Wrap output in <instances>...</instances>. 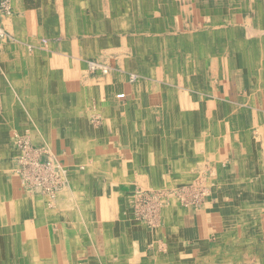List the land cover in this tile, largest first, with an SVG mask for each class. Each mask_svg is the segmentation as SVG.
<instances>
[{
  "label": "bare ground",
  "instance_id": "obj_1",
  "mask_svg": "<svg viewBox=\"0 0 264 264\" xmlns=\"http://www.w3.org/2000/svg\"><path fill=\"white\" fill-rule=\"evenodd\" d=\"M145 1L150 8L160 5ZM167 1L174 15L183 16L182 25L196 26L197 33L160 35L147 46L138 44L141 60L103 63L97 49L113 41L125 44L117 34L130 30L121 25L135 17L112 13V25L103 26L96 19L102 10L98 0L80 1L77 23L64 36L90 37L88 48L98 60L81 57L76 40L63 46L62 58L44 66L39 59L27 62L33 76L0 79L5 123L21 120L15 123L18 137L28 139L27 125L44 121L71 126L76 140L75 160L64 165L51 148L11 152L4 142L6 125H0V264H62L54 233L63 223L71 252L87 255L90 264H264V0H227L210 9L203 0ZM179 15L171 18L174 25ZM140 21L164 27L160 16ZM0 33L7 35L1 27ZM201 37L207 42L194 57L190 39ZM161 50L166 52L160 55ZM198 67L202 72L196 74ZM236 71L249 80L245 98L235 99L226 82ZM128 83L131 103L119 111L111 99L123 103ZM108 135L129 148L125 169L95 149ZM224 151L236 160L234 171L223 162ZM16 174L27 196L15 202L10 220L1 199L3 180ZM102 180L106 186L96 184ZM195 184L230 189L218 195L223 234L209 245L188 248L181 241L187 208L175 193Z\"/></svg>",
  "mask_w": 264,
  "mask_h": 264
},
{
  "label": "crops",
  "instance_id": "obj_2",
  "mask_svg": "<svg viewBox=\"0 0 264 264\" xmlns=\"http://www.w3.org/2000/svg\"><path fill=\"white\" fill-rule=\"evenodd\" d=\"M11 1H12L11 7L13 9L12 15L7 16L6 14L0 12V25L5 30H7L9 33H11L12 36L14 37V39H12L9 42L4 41L0 38V79L2 80V82H5L7 78L13 79L12 77L14 75H16L17 77L21 79L25 78L24 76H33L35 72L33 73V70L30 67H27L26 65L27 62L31 61L32 59L34 60L39 59L40 63L44 66L46 60L53 61V59H57L59 57L62 58V55H64L63 46L65 44L75 45L76 40L80 44L78 52H80L81 57H86V56L88 58L94 57L95 51L92 52L91 47L88 48V46L92 43V39H90V37L89 38L85 37L81 33L76 36L77 38L75 37V35H71V36L65 35L64 36V32H63L64 29L66 31L70 30L69 28H73L74 25L77 23V20L74 18V13H75L77 3H79L80 1L89 3L91 2V0H11ZM162 1H166V2H162ZM226 1L227 0H214L209 4V6L206 4V1H205V7L206 9H210L211 5H213L214 3L220 7H223ZM168 2L169 1L167 0H159L160 5H158L157 7L150 8L148 6V3H146L145 0H98V8H102V10L98 12L99 14L96 16V19L101 21L103 26H105L106 24L108 26L109 24L110 26L112 25V17L111 19L109 17L110 14L112 13H120L119 17H122V18L124 17V15H127V14L128 16L135 17V18L132 22L128 23L127 25L125 26L121 25L123 28L128 27V25L132 26L130 30L126 31V29H122V32L117 34L121 36V39L124 38V40L126 41L125 44H121L119 41L109 42V44H105L103 45L102 48L97 49L98 51L97 54L101 55L100 53L103 52L105 54H109L110 56V54H112L113 52L118 53L120 55L119 59L121 58L120 62L123 61V58L129 59V60H133V58L136 60L137 59L141 60V58L143 57V53H141L140 51L141 48H140V45L138 44L143 43V45L146 46L149 44L148 41L151 40L153 42V40L157 39V37L160 35H163V37L168 38L170 36L171 37L176 36L177 32L180 37L184 36L187 33L188 34H191L192 32L197 33L198 28L196 26L194 25H187V26L184 25L183 26L182 25L184 21H182L183 16L181 15V13H180L181 17L179 18L178 22L175 25L172 23L171 18L173 16H178L179 13L174 15L175 13L174 7H170L168 5ZM196 2H199V1H196ZM145 13H148V14L145 15ZM167 13L169 14L167 15ZM149 16H151L152 18L155 16H160L163 21L162 25L164 27L162 26L163 28H160L148 22L144 23L143 25V22L140 20H143V19L145 20V18ZM91 22L92 21L89 19L88 20L89 26H92ZM187 23H188V20H187ZM168 25H170L171 27L170 28L167 27ZM48 26L50 30H48ZM144 28H147V30H145L146 35L139 33V30L143 31ZM203 28H207V26ZM162 29L168 32H166L165 34L157 33V31L162 30ZM151 31L156 33V35L155 34L153 35ZM108 33H110V31ZM114 35H116V33H114ZM148 35L150 36L152 35V39ZM145 36L147 39L145 38ZM190 40H191L190 41L191 44L199 43L201 45V48H200L201 50L203 48V45L206 44L207 42L206 39L202 40V37L199 41H196V42H195V39H190ZM88 41H91V42H88ZM179 41H182V42H179L180 45H183V46L187 45L186 39H182V40L180 39ZM44 43L46 44L45 46H43ZM29 44H36L38 45V47L35 48L33 51H31L27 48V45ZM163 46L164 48L166 47L165 42ZM167 46L170 47V44L168 45L167 43ZM78 52L77 53L72 52V54L78 55ZM157 52H159L160 55H162L161 53H165L166 50H161ZM172 56L173 55L170 54V58H172ZM11 59L12 60L15 59L16 61L14 67H12V65L11 66L9 65V63L12 61ZM237 73L241 74V71H236L235 73L228 75L225 79H227L226 82L227 84L229 83L228 85L231 88L233 95H235L234 93H236L237 96L239 97V94L240 95L247 94L246 92L249 89V80L247 77H245L244 74H243L244 75L243 78L235 77L234 79V76H233V79H232L231 78L232 75H238ZM0 89H1V86H0ZM130 89H131V85L129 83L123 85L122 87V91L127 92V98H126L127 100L125 102L123 101L122 103L115 97L112 99V104L116 105L117 110L120 111L122 110L124 106L126 107L129 105V103H131V94L129 92ZM20 93L21 92L17 91L18 96L21 95ZM5 99H6V96H4L2 90H0V112H1L0 113V125H3V124H4L3 126L6 125L5 131H4V135H5L4 142L7 144V146H9L10 151L14 152L13 150H16V149H15V143L13 141V138L15 139V135H17L16 133L17 129L15 128V123L17 124L21 123V120L14 119L12 123L10 122L5 123L6 113L8 114L4 106L5 101H6ZM15 106L16 105L13 103V108L18 109ZM40 122H39V125L36 124L35 127L34 125L29 124V126L27 125V128H25L29 130L28 134L29 136L31 135L30 136V138H32L31 140H33L37 145L44 143L50 146L51 149L56 147L57 150L59 151L60 156L64 158L63 160L73 164L75 160V151L73 150V148L75 146L74 144L76 140L71 138L72 137L71 136L72 127L69 125L63 126L62 124H59V123H48L47 122L45 124L44 121H40ZM124 144L125 142L123 141L122 143L117 136L108 135L106 139L102 138V140H100L97 146L95 145V149L99 151L101 155L106 156L110 158L111 160H113V163L116 166H119L125 169L127 165L129 148L125 147ZM82 150H83L82 147H80L79 151H82ZM79 151L77 150L76 152H79ZM109 154H110V157H109ZM222 157H223V162H227V164H230L232 167L231 169L234 171L235 166L237 164L236 160H232V158L230 157V154L225 153V151L222 154ZM9 177L3 180V190H4L3 195L4 196L1 199H3L4 210L8 218L11 220L15 213V209H14L15 202L17 200H20L24 196L23 195L24 193L20 191V188L17 185V182H15L14 180H12V182L9 181ZM105 182H106L105 180H102L100 182L96 181V184L99 186H104V185L106 186L107 184ZM213 197H214L213 194L212 196H209L206 200L207 202L204 203L202 208L200 207L193 211L191 209H188L187 212L185 213V223L183 224L182 233H181V241L183 240L182 243L184 244V246L190 248V247H201L204 243L209 245L210 242L214 240L215 236L223 234L224 217H223V212L221 208V201L219 199L220 197L217 194L215 195L214 198ZM64 228H65L64 223L62 225L59 224L56 226L55 233H54L55 243L56 245L59 246V251H60L59 255L61 257L60 260L62 264H71V263L72 264H77V263L78 264H90L87 255L74 254L73 252H71V247L69 245L70 236L66 233Z\"/></svg>",
  "mask_w": 264,
  "mask_h": 264
},
{
  "label": "rangeland",
  "instance_id": "obj_3",
  "mask_svg": "<svg viewBox=\"0 0 264 264\" xmlns=\"http://www.w3.org/2000/svg\"><path fill=\"white\" fill-rule=\"evenodd\" d=\"M197 1H199V2H201V0H197ZM206 1V4L209 6V4L212 2V1H214V0H205ZM229 1V0H228ZM233 1V0H232ZM240 1H242V0H236V2H240ZM11 0H9V2H8V5H7V7L6 8H0V12H2V13H4V14H6L7 16H9V15H12V13H13V9H12V7H11ZM148 13H145V15H147ZM169 13H167V15H168ZM244 15H245V17L247 16V14L246 13H244ZM251 15V12L249 13V16ZM167 25V24H166ZM220 26L222 25L221 23L219 24ZM0 27L2 28V29H4L1 25H0ZM167 27H171L170 25H168ZM209 29H212L211 27H209ZM220 31H222V29L221 28H218ZM5 30V29H4ZM145 30H147V28H144L143 29V31H140L139 30V33L140 34H143V35H146V32H145ZM5 32H6V34L7 35H11L7 30H5ZM8 32V33H7ZM166 32H168V31H166V30H164V29H162V30H159L157 33H160V34H165ZM223 32V31H222ZM153 33V35H154V32H152ZM1 36L0 35V38L2 39V40H4V41H11L12 39H14V37L13 36ZM155 35H156V33H155ZM148 36H150V35H148ZM5 37V38H4ZM145 38H146V36H145ZM150 38L152 39V35L150 36ZM147 39V38H146ZM46 44L44 43L43 44V46H45ZM37 46L38 45H36V44H29V45H27V48L29 49V50H31V51H33L35 48H37ZM42 46V45H41ZM147 46V45H146ZM194 47H195V49H196V51H195V55H193L194 57H196V56H198V51L200 50V48H201V45L198 43V44H195L194 43ZM212 47V46H211ZM101 54V61L103 62V63H112V64H114L115 66H119V61H120V59H119V57H120V55L118 54V53H112V54H110V55H112V57L111 56H109V54H105V53H103V52H101L100 53ZM91 61H96V60H98V59H96L95 57H90L89 58ZM196 72V74H198V73H201L202 72V70H201V68H199L198 67V69L195 71ZM233 76H234V79H235V77L237 78H240V77H244V75H243V73H241V74H238V75H232V79H233ZM249 91V89L247 90V92ZM249 93V92H248ZM248 93L246 94V95H248ZM235 95H234V97H235V99L236 98H238V96H237V94L236 93H234ZM245 95V96H246ZM244 96V95H243ZM245 96L243 97V98H245ZM123 100L122 101H126L127 99H125V98H122ZM125 99V100H124ZM111 101H112V99H111ZM113 106H115L116 107V105L115 104H112ZM124 109V107L122 108V110ZM94 120V119H93ZM94 122V121H93ZM96 122V121H95ZM98 125V124H97ZM26 138V139H25ZM25 138H22V137H18L17 135H15V139H13V141H14V143H15V149H16V151H22V152H24V154L23 155H25V153H28L29 152V150L28 149H30L31 147L33 148V149H36V150H38V149H47V148H50V146H48V145H46V144H39V145H37L33 140H31V138L30 137H28V139H27V137H25ZM18 139V140H17ZM21 142H20V141ZM27 140V141H26ZM30 140V141H29ZM24 143H25V145H24ZM22 145V146H21ZM29 146V147H28ZM28 147V148H27ZM41 147V148H40ZM20 148V149H19ZM23 148V149H22ZM26 148V149H25ZM53 152H54V154L57 156V158L60 160V161H62V163L65 165V164H67V165H69V164H71V163H69V162H67V161H63V157H61L60 156V154H59V151L57 150V148L56 147H54L53 149ZM253 154V153H252ZM251 154V155H252ZM23 157L24 156H22V157H20L19 158V160L21 161V162H23ZM22 159V160H21ZM46 162V158H42L41 159V163H45ZM20 167H21V165H20ZM12 176V177H11ZM17 176V177H16ZM21 179H22V176L20 175V174H16L14 177H13V175H10V178H9V181L10 182H12V180H14L15 182H17V185L19 186V188H20V191L22 192V191H25V189L23 188V185H24V182H22L21 181ZM199 185V186H198ZM214 185V186H213ZM213 185H209V187L207 186V185H204L203 186V184H195L193 187H194V190H193V187L192 188H188L189 190H187L186 188H179L178 189V193L176 194L175 193V197H176V199H177V201L179 202V204H182L185 208H187V210H188V208L189 209H191L192 211L193 210H196V209H198L197 207H202L203 205H204V202H206V200H207V198L209 197V196H212V194H213V196L215 197V195H216V193H217V195H219L221 192H223V193H226V192H228L229 191V187L230 186H228V188L226 187V188H224L223 186L221 187V186H216L215 184H213ZM196 187V188H195ZM204 187H206V188H204ZM212 189H211V188ZM198 188V189H197ZM205 190H203V189ZM224 188V189H223ZM23 189V190H22ZM208 189L210 190V192L208 191ZM191 190H193L192 192H191ZM196 190V191H195ZM216 190H217V192H216ZM185 192V193H184ZM190 192V193H189ZM199 192V193H198ZM25 195H26V192H23ZM186 193H188V194H186ZM211 193V194H210ZM195 194H196V196H195ZM181 195H182V197H181ZM27 196V195H26ZM187 196V197H186ZM192 196V197H191ZM180 199V200H179ZM184 199V200H183ZM185 199L187 200V201H185ZM220 199V198H219ZM189 200H190V202H189ZM199 200V201H198ZM203 201V202H202ZM144 202H146V200L144 201ZM182 202V203H181ZM184 202V203H183ZM190 203V204H189ZM146 204V203H145ZM199 204V205H198ZM190 205V206H189ZM152 206V205H151ZM188 206V207H187ZM149 241H150V238H149ZM147 243H149L148 241H147ZM213 244H215V242H213ZM140 247V246H139ZM143 249H146V247L143 245V247H142ZM140 249H141V247H140Z\"/></svg>",
  "mask_w": 264,
  "mask_h": 264
},
{
  "label": "built area",
  "instance_id": "obj_4",
  "mask_svg": "<svg viewBox=\"0 0 264 264\" xmlns=\"http://www.w3.org/2000/svg\"><path fill=\"white\" fill-rule=\"evenodd\" d=\"M9 0H0V8H6L8 5ZM1 35V33H0ZM2 36V35H1Z\"/></svg>",
  "mask_w": 264,
  "mask_h": 264
}]
</instances>
